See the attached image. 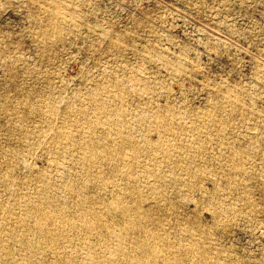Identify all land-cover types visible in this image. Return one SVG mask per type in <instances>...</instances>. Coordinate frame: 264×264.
I'll use <instances>...</instances> for the list:
<instances>
[{
	"label": "rangeland",
	"instance_id": "obj_1",
	"mask_svg": "<svg viewBox=\"0 0 264 264\" xmlns=\"http://www.w3.org/2000/svg\"><path fill=\"white\" fill-rule=\"evenodd\" d=\"M0 264H264V0H0Z\"/></svg>",
	"mask_w": 264,
	"mask_h": 264
}]
</instances>
